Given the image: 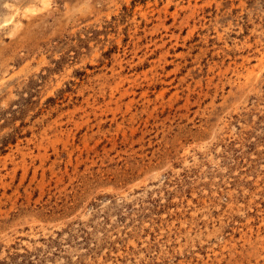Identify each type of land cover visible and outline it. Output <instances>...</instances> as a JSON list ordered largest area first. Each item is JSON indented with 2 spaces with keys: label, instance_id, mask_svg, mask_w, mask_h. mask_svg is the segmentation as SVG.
Returning <instances> with one entry per match:
<instances>
[{
  "label": "rangeland",
  "instance_id": "374dc122",
  "mask_svg": "<svg viewBox=\"0 0 264 264\" xmlns=\"http://www.w3.org/2000/svg\"><path fill=\"white\" fill-rule=\"evenodd\" d=\"M0 264H264V0H0Z\"/></svg>",
  "mask_w": 264,
  "mask_h": 264
},
{
  "label": "bare ground",
  "instance_id": "6f19581e",
  "mask_svg": "<svg viewBox=\"0 0 264 264\" xmlns=\"http://www.w3.org/2000/svg\"><path fill=\"white\" fill-rule=\"evenodd\" d=\"M34 7H35V6H34ZM35 8H36V7H35ZM33 10H34V9H33ZM31 11H32V10H31ZM12 17H13V16H12ZM10 21H11V20H10ZM14 22H15V21H14ZM14 22H13V23H14ZM2 23H3V22H2ZM7 24H8V23H7ZM9 24H10V23H9ZM2 25H3V24H2ZM15 25H16V24H15ZM10 34H11V33H10Z\"/></svg>",
  "mask_w": 264,
  "mask_h": 264
}]
</instances>
